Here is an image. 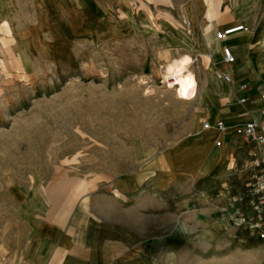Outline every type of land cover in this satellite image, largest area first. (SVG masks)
Instances as JSON below:
<instances>
[{
  "label": "rangeland",
  "instance_id": "obj_1",
  "mask_svg": "<svg viewBox=\"0 0 264 264\" xmlns=\"http://www.w3.org/2000/svg\"><path fill=\"white\" fill-rule=\"evenodd\" d=\"M33 15L28 28L0 24V264H22L38 200H62L87 178L133 169L139 141L177 150L197 98L177 99L169 88L166 70L185 56L170 58L162 44L67 41V29ZM248 178L235 210L197 193L175 206L185 217L174 232L187 233H175L173 245L158 235L151 264H264L253 229L264 228V216L253 209Z\"/></svg>",
  "mask_w": 264,
  "mask_h": 264
},
{
  "label": "crops",
  "instance_id": "obj_2",
  "mask_svg": "<svg viewBox=\"0 0 264 264\" xmlns=\"http://www.w3.org/2000/svg\"><path fill=\"white\" fill-rule=\"evenodd\" d=\"M30 12L40 25L67 29V41L143 40L162 44L170 58H195L198 94L177 150L139 141L133 169L87 178L62 200H38L22 264H151L158 235L173 245L175 233H187L174 232L182 215L175 206H187L191 194L235 210L249 179L244 166L256 154L234 132L264 121V0H0V24L11 29L31 26ZM237 26L244 30L216 39ZM225 47L235 55L231 65ZM204 122L225 130H205Z\"/></svg>",
  "mask_w": 264,
  "mask_h": 264
},
{
  "label": "built area",
  "instance_id": "obj_3",
  "mask_svg": "<svg viewBox=\"0 0 264 264\" xmlns=\"http://www.w3.org/2000/svg\"><path fill=\"white\" fill-rule=\"evenodd\" d=\"M244 26H237L234 28H228L217 32L216 39L219 41L225 40L229 36L243 31ZM224 62L231 65L235 62V58L231 50L227 47L223 48ZM225 82H230L228 76L223 77ZM248 86L243 85L241 88L245 90ZM198 87H196V92L194 98L197 97ZM193 98V99H194ZM246 100L243 98L240 103H245ZM203 128L205 130L216 129L217 131H224L225 126L223 123H218L214 127H211L208 122L203 123ZM234 132L237 136L250 141L254 147L256 158L252 160L250 164H246L244 168L250 171L251 175V186L252 194L254 197L253 209L259 216H264V121L257 122L251 121L245 126L237 128ZM254 231L259 232L260 239L264 240V228L262 225H256L253 227Z\"/></svg>",
  "mask_w": 264,
  "mask_h": 264
},
{
  "label": "bare ground",
  "instance_id": "obj_4",
  "mask_svg": "<svg viewBox=\"0 0 264 264\" xmlns=\"http://www.w3.org/2000/svg\"><path fill=\"white\" fill-rule=\"evenodd\" d=\"M192 59L184 57L168 66L166 76L170 80V87L176 92L177 99L191 101L197 87V79L191 72Z\"/></svg>",
  "mask_w": 264,
  "mask_h": 264
}]
</instances>
